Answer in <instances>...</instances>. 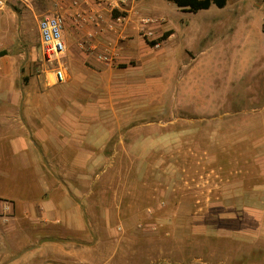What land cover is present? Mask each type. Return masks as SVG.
<instances>
[{"label":"rangeland","instance_id":"374dc122","mask_svg":"<svg viewBox=\"0 0 264 264\" xmlns=\"http://www.w3.org/2000/svg\"><path fill=\"white\" fill-rule=\"evenodd\" d=\"M67 5L65 31L91 29L77 46L85 56L49 62L45 17L24 18L16 37L0 17V56L17 64L0 76V264H264V0L197 13L167 0ZM91 14L98 23L83 21ZM145 18L156 20L150 39ZM84 113L95 119L66 117ZM86 129L97 164L81 179L69 164L88 148ZM242 179L257 185L256 200L206 198ZM89 190L94 233L63 226L62 213L46 221L49 199L67 191L73 203Z\"/></svg>","mask_w":264,"mask_h":264},{"label":"crops","instance_id":"0c3cea01","mask_svg":"<svg viewBox=\"0 0 264 264\" xmlns=\"http://www.w3.org/2000/svg\"><path fill=\"white\" fill-rule=\"evenodd\" d=\"M4 1L3 7H0V17H3L2 15H6L8 18L9 24H13V32H14V37H16V33L20 36L23 35V29L22 26L24 23H26L25 19H28L27 21L36 23L37 19L39 17H48V16H54L57 13L62 12L63 9H65V5L68 4L71 6L72 0H0ZM21 1L25 3V8H28V11H25V13L21 17V22L18 23V6L17 5H23L21 4ZM6 4L8 5L6 7ZM62 4V5H61ZM67 5V6H68ZM141 7L143 8V4H141ZM70 9V8H67ZM144 10V8H143ZM4 11V12H3ZM25 18V19H24ZM31 23V24H32ZM38 24L39 22L37 21V30H38ZM91 31L90 27L87 28V30H84L82 33L81 32H73L69 34V30H66L63 34V41L66 46V53L73 58L76 57L78 54H81L85 56L84 52L81 51L77 46L79 39H81L84 35L85 32ZM39 32V30H38ZM6 32L3 29L2 25V19L0 18V44L4 43V40H7ZM112 38H116L117 34H109ZM262 38H259V40H264V33L261 36ZM261 44L259 46V53L263 49L261 48ZM65 53V54H66ZM64 54V55H65ZM6 55L0 56V76L6 77L7 75H11L16 72L17 69V64L15 62H12L10 59L8 60L7 57H4ZM55 79V77H54ZM15 103V102H14ZM32 114L26 113V116L29 117ZM22 114H19L15 116V119H21ZM25 116V115H24ZM67 119L69 120H80V119H85V120H91L95 119V114H72L68 117L66 116ZM71 131L75 132V128H72ZM87 134L79 135L80 137L84 138L85 141H88V148L85 150L83 147V151L81 155H78V158L73 159L70 161L71 163L69 164L72 168H78L80 169V178L85 179V177L88 174L85 171H82L83 169L88 168L94 169L96 167L97 161V154H96V139H95V131H90V129H86ZM58 133H60L58 131ZM45 134V133H44ZM46 135V134H45ZM60 136H65L64 133H60ZM109 136V135H104ZM91 137H94L91 138ZM50 141V140H49ZM60 145L64 146V141L61 142L59 141ZM253 146H256L253 145ZM221 147V146H220ZM223 147V146H222ZM235 146H229L231 149H235ZM227 148V149H229ZM223 152H227L225 148L223 147ZM63 167V165H62ZM64 168V167H63ZM89 179V176L87 177ZM95 181V180H94ZM246 179H242V182L239 181H232V182H218L217 187L218 190L213 192L212 189H209L207 193L206 198H211V199H218L221 201L224 200H234V201H254L256 200V194L258 191V187L255 183H252V186L245 188ZM262 191H264V187L260 188ZM92 190H89L88 194L80 195L79 193H76L77 196L79 197L80 200L77 202H73L69 196V193L66 191V196L62 198H56V199H49L50 201L47 202V205L44 208L46 211H43V215L48 217L46 221H50L49 219H52L53 216H60L59 213H62V219L60 221L62 222L63 226H66L68 229H72V231H76L79 234L83 233H94L95 229L93 227L95 226V222L92 220L93 213H92V196L94 193H92ZM81 193V192H80ZM48 207V209H47ZM234 210V209H232ZM180 212L178 213L179 215H182V210H179ZM229 211V210H228ZM184 213V212H183ZM235 214V212H234ZM233 214V215H234ZM104 216H108V212H105L103 214ZM183 215H186L183 214ZM229 216L230 212H227L226 214H223L222 216ZM65 216V217H64ZM91 217V218H90ZM48 223V222H47ZM201 227V226H200ZM202 229V227L200 228ZM203 231V230H202ZM53 241V240H51ZM57 244L67 242V240H64L62 238H57L55 241ZM79 243V242H78ZM82 245V244H81ZM80 246V245H79ZM87 246V245H86ZM52 247V246H51ZM90 248V245L87 246ZM58 248V247H57ZM72 255V254H70ZM79 258V259H78ZM76 259L80 260L81 257H78ZM83 262L90 263L87 260H82Z\"/></svg>","mask_w":264,"mask_h":264},{"label":"built area","instance_id":"2783aa9c","mask_svg":"<svg viewBox=\"0 0 264 264\" xmlns=\"http://www.w3.org/2000/svg\"><path fill=\"white\" fill-rule=\"evenodd\" d=\"M0 5H3V1H0ZM62 11H65L63 9ZM74 21L78 22L82 15L77 13L72 15ZM84 22L98 23V18L96 15H88L84 17ZM156 24V20L152 18H145L142 20V26L145 31L146 38H152L154 31L151 28ZM66 27V16L64 13L60 12L54 16H48L39 21L38 30L42 44V54L49 62L53 61V58H59L66 53V46L63 41V34ZM92 37V35H90ZM85 43H89L87 40ZM103 60L108 61L109 56H102ZM57 83H63L66 80L67 72L62 67L56 70L54 74Z\"/></svg>","mask_w":264,"mask_h":264},{"label":"trees","instance_id":"16d2710c","mask_svg":"<svg viewBox=\"0 0 264 264\" xmlns=\"http://www.w3.org/2000/svg\"><path fill=\"white\" fill-rule=\"evenodd\" d=\"M168 2L176 4L178 7L187 8L195 13L202 10H209L212 6H216L220 9L225 8L228 4V0H167ZM118 18V16H116ZM172 35L171 32L166 33L163 36V40H166ZM154 45V43H151Z\"/></svg>","mask_w":264,"mask_h":264}]
</instances>
